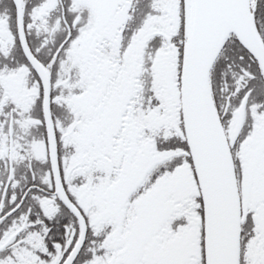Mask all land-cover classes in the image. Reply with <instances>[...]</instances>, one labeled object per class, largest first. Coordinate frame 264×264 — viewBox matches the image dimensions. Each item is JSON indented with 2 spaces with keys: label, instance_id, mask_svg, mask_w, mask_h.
Masks as SVG:
<instances>
[{
  "label": "snow or ice",
  "instance_id": "6c2138e0",
  "mask_svg": "<svg viewBox=\"0 0 264 264\" xmlns=\"http://www.w3.org/2000/svg\"><path fill=\"white\" fill-rule=\"evenodd\" d=\"M0 264H264V0H0Z\"/></svg>",
  "mask_w": 264,
  "mask_h": 264
}]
</instances>
